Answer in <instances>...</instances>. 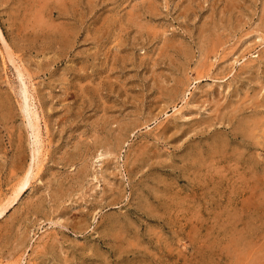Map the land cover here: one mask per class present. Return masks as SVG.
<instances>
[{"label":"rangeland","instance_id":"rangeland-1","mask_svg":"<svg viewBox=\"0 0 264 264\" xmlns=\"http://www.w3.org/2000/svg\"><path fill=\"white\" fill-rule=\"evenodd\" d=\"M0 26L1 204L27 105L44 149L0 264H264V0H0Z\"/></svg>","mask_w":264,"mask_h":264},{"label":"bare ground","instance_id":"bare-ground-1","mask_svg":"<svg viewBox=\"0 0 264 264\" xmlns=\"http://www.w3.org/2000/svg\"><path fill=\"white\" fill-rule=\"evenodd\" d=\"M0 36H1V39L4 45L7 48L9 59L15 64L14 55L11 49L9 50V45L2 33L1 26H0ZM16 68L19 71L20 75H22L23 70L19 66H16ZM27 110H28V117H29L28 125L30 126V129L32 130V136L34 137V147L31 150L32 151L31 162L27 166L21 180L15 186L12 192V195L7 199V201L5 200L6 202H4L3 204L0 203V216L4 214L11 206H13L14 203L19 200L23 192L28 187L31 186L32 181L38 175V170L42 162L41 156H42V150L44 149H43L42 131H41L40 123H39L40 120L38 118V115H36V112L32 110V108L28 105H27Z\"/></svg>","mask_w":264,"mask_h":264}]
</instances>
